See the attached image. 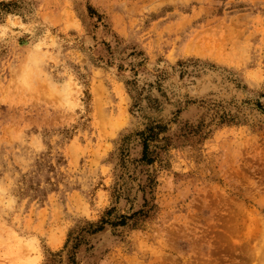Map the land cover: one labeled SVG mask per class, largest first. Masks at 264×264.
I'll use <instances>...</instances> for the list:
<instances>
[{
  "label": "rangeland",
  "instance_id": "1",
  "mask_svg": "<svg viewBox=\"0 0 264 264\" xmlns=\"http://www.w3.org/2000/svg\"><path fill=\"white\" fill-rule=\"evenodd\" d=\"M0 264H264V0H0Z\"/></svg>",
  "mask_w": 264,
  "mask_h": 264
},
{
  "label": "trees",
  "instance_id": "2",
  "mask_svg": "<svg viewBox=\"0 0 264 264\" xmlns=\"http://www.w3.org/2000/svg\"><path fill=\"white\" fill-rule=\"evenodd\" d=\"M123 223H124V221H123V220L119 221V224H123Z\"/></svg>",
  "mask_w": 264,
  "mask_h": 264
}]
</instances>
